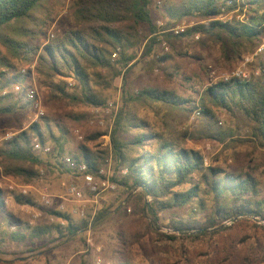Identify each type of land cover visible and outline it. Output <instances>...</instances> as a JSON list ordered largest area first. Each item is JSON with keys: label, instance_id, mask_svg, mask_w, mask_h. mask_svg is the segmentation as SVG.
I'll return each mask as SVG.
<instances>
[{"label": "trees", "instance_id": "trees-1", "mask_svg": "<svg viewBox=\"0 0 264 264\" xmlns=\"http://www.w3.org/2000/svg\"><path fill=\"white\" fill-rule=\"evenodd\" d=\"M45 1L0 0V34L7 29L12 31V34L0 36V43L10 56L25 66L36 63L35 74L46 112L39 122L0 143V168L4 175L25 183L38 179L41 167L50 172L52 169L62 171L81 182L80 175L63 164L67 157L86 164L90 173L101 170L103 153L89 145L100 135L80 139L53 113L62 103L105 106L106 99L97 88L109 90L117 79H122L126 86L140 53L142 59H149L152 66L159 67L160 63L171 59L169 54L175 44L193 42L199 36V41L202 38L204 43L211 40L218 45L224 56L237 61L238 66L244 55L253 53L264 40V0H159L160 4L158 0H73L74 27L62 36L53 34V38L41 46L30 45L26 42L30 35L21 24L34 21L35 10L42 8ZM160 6L165 10L162 27L154 17ZM223 9L227 13L237 11L245 15L246 21H220ZM185 22L189 25H183ZM192 23L194 25H190ZM13 25H16L14 30L11 29ZM177 26L187 28L179 35L169 32ZM162 42L168 44L169 51H162L157 59V48ZM116 51L118 57L113 59ZM6 58H0V68L7 69L6 72L0 70V115L17 118L19 113L31 108V104L23 92H14V86L27 87L29 80L24 79L21 69ZM204 71L207 74L206 68ZM71 81L76 83L79 92L69 89ZM191 92L198 99L154 87H142L137 94L127 95L124 88L123 105L112 134L113 159L120 173L112 181L127 197L116 212H129L130 205L135 202L138 214L150 218L155 225L161 222L163 214L170 212L174 216L168 228L190 236L199 231L193 235L197 238L207 236L214 228H222L216 233L231 230L237 226L234 221L240 215L264 220V198H260V183L253 173L229 171L213 165L206 167L203 156L187 146V139L191 138L228 145L229 149L244 142L241 138L246 136L248 141L245 142L264 150V70L250 81L219 82L207 87L201 95L194 87ZM136 102L158 104L169 113H185V116L200 110L201 123L192 134L187 131H171L168 136L151 133L146 122L137 123L134 119L132 122L126 117V107ZM217 111L234 117L240 113L242 120L222 127L224 122L217 121ZM75 121L80 120L76 118ZM132 128L138 129L133 140H123L122 135ZM35 139L49 146L51 152L35 153ZM76 139L81 144L73 149ZM123 170H127L125 175ZM207 201L211 202L208 210L204 209ZM16 202L32 204L23 196L17 197ZM71 211L69 208L65 212L51 209L50 215L58 220L53 224L27 226L22 229L24 231L15 226L12 233H2L0 245L6 243L7 238L13 243L29 240L30 253L53 252L69 247L75 239H82L90 226L97 229L113 213L102 210L92 222L87 217L77 222ZM179 213L184 217H178ZM8 217L0 190V218L6 220ZM227 221L233 224L225 226ZM254 224L264 232V226ZM159 236L177 240V235ZM45 239L44 246L35 248L37 241ZM120 264L132 263L127 260ZM243 264L253 263L244 260Z\"/></svg>", "mask_w": 264, "mask_h": 264}, {"label": "rangeland", "instance_id": "rangeland-1", "mask_svg": "<svg viewBox=\"0 0 264 264\" xmlns=\"http://www.w3.org/2000/svg\"><path fill=\"white\" fill-rule=\"evenodd\" d=\"M72 1H45L42 8L35 10L34 21L21 24L30 35L26 37V42L30 45L41 46L49 41L53 34L62 36L69 28H73ZM157 3L160 4L159 0ZM164 13L163 6H160L154 13L158 26L164 21L162 18ZM227 21H229L228 18L223 20V22ZM183 25H189V23L185 22ZM11 29H16V25H13ZM8 33L12 34V31L7 29L0 36ZM162 51L160 47L157 48V59L163 53ZM182 54L184 56H181ZM169 55L171 59L160 63L157 67L152 66L149 59H142L140 53L138 63L127 77L126 86L122 79H117L109 90L97 88L107 104L115 103L111 114L99 115L94 111L96 107L82 104L67 106L64 103L53 113L71 131L75 133L79 131L80 139L100 135L99 139L92 141L89 145L103 153L104 160L101 169L105 171L106 177L111 182H113L112 178L120 173L119 165H116L113 159L112 134L123 105L124 88L127 95L137 94L138 89L142 87H154L174 90L182 97L191 96L198 99L191 92L192 87L200 91L199 95H201L207 87L219 83L211 77V71L214 70L217 75H220L230 72L237 66V61L227 59L218 45L211 40L204 43L202 38L200 41L194 39L193 42L175 44ZM1 57H7L6 59L16 64L21 71L30 67L10 56L0 43ZM205 68L207 74L204 71ZM0 70L6 72L7 69L0 68ZM34 80L41 92L36 74ZM73 90V92H79L76 85ZM184 114L169 113L165 108L152 103L138 104L136 102L126 107V117L132 122L134 120L137 123L144 121L150 125L151 133L157 132L166 136L170 135L171 131H187L192 134L198 129L201 118L192 122V116ZM217 116V121L224 122L222 127H226V123L231 124L232 121L237 123L242 120L240 113L234 117L217 111ZM76 118L80 121H75ZM34 119L31 108L19 113L17 118L0 115V138L8 133L16 135L41 120L35 121ZM137 133L138 129L132 128L128 134H123L122 138L132 141ZM72 137L75 139L73 133ZM241 139L244 142L229 149L228 145L222 146L207 140L194 141L191 138L187 139V146L203 156L206 167L213 165L229 171L253 173L260 183V198H264V150L258 145L245 142L248 141L246 136H242ZM74 143L71 147L73 149L76 148L75 145L81 144L77 139ZM74 182H77V179L72 175L54 169L50 172L41 167L40 177L32 183H25L5 176L0 168V190L3 191L9 216L6 220L0 218V236L4 232L12 233L15 226L17 230H22L27 226L35 227L58 222L50 215L51 209L41 205L37 192L42 187H48L54 196H64L67 194L68 187ZM11 184L29 186V195L25 197L29 198L32 204H18L16 198L21 195L9 189ZM126 197V192L118 187L116 191L105 192L97 196L87 194L85 203L80 206L86 211L89 222H92L97 213L102 210L113 211L101 226L97 229H92L90 226L84 237L75 239L69 247H60L53 252L46 251L40 254L29 252L30 245L27 243L30 242L29 240L26 243H13L7 238V242L0 245V264H97L98 259L101 260L100 264H120L127 260H130L132 264H243L244 260L253 264H264V232L252 222V216L235 219L237 226L229 231L223 230L221 233H216V230L221 231L222 228H214L208 231L207 236L197 238L193 235L198 234L199 231H195V234L190 236L191 234L180 235L176 230L168 228L174 216L170 212L162 215V220L158 225H155L150 218L138 214L135 202L130 205L129 212L122 210L117 213L116 208L119 205L120 208L123 207ZM75 206L71 202L66 205L69 209ZM210 206L211 202L207 201L204 209L208 210ZM177 216L184 217V214L179 213ZM72 217L77 222L83 220L76 216ZM61 223L64 224V222ZM231 225L225 224V226ZM161 234L177 235V240L160 237ZM46 243V239L37 241L35 248L44 246Z\"/></svg>", "mask_w": 264, "mask_h": 264}, {"label": "built area", "instance_id": "built-area-1", "mask_svg": "<svg viewBox=\"0 0 264 264\" xmlns=\"http://www.w3.org/2000/svg\"><path fill=\"white\" fill-rule=\"evenodd\" d=\"M228 18L229 21L233 19H238L240 21H246L245 15H238L237 11L230 12L225 14V9H223V14L218 18L220 21ZM163 24L159 23V27H162ZM186 26H177L169 30V32L179 35L180 33L186 30ZM53 38V35L50 36V39ZM199 39V36L196 37ZM163 52L169 51V46L166 42H162L160 45ZM118 57V52L114 53L113 59ZM159 58V57H158ZM35 67L36 63L32 64L29 68L23 69L21 74L24 78L29 80V84L26 87L22 84H17L14 86V92L20 93L23 92L26 100L30 102L31 109L33 111L34 120H39L43 118L46 114L41 93L39 88L35 84L34 76H35ZM264 70V40L262 44L252 53L246 55L241 63L231 70L230 72L223 73L217 75L216 71H211V77L214 78L215 81L228 83L233 80L238 81H250L253 76H259L260 73ZM32 79V82H31ZM76 83L71 81L69 83V89H73ZM6 94V93H4ZM115 108V103H108L103 107H96L94 109L95 113L99 115H109L112 110ZM200 110H196L191 117L192 122L196 121L200 117ZM33 120V121H34ZM221 124V123H220ZM76 134L79 135V131H76ZM15 136L14 133H8L0 138V143L3 141H9ZM81 138V136H80ZM34 152L37 154H49L51 152V148L49 146H43L37 139L33 141ZM63 164L69 168L70 170L76 172L81 177V182L72 183L67 190V194L64 196H54L48 187H42L37 193L39 195L40 203L43 207L47 209L57 208L60 212H65L67 210V203H74L76 206L72 208V215L79 217L81 219L86 218V211L80 204H84L86 201L87 194L91 195H100L105 192L116 191L117 185L110 181L109 178L106 177V173L103 169L98 171L96 174L90 173L89 168L84 163H77L70 158H65ZM127 170H123L122 174L125 175ZM44 173L42 172V175ZM9 189L13 193H17L21 196L29 195V186H18L15 184H11ZM253 222L258 225L264 226V220H261L259 217L252 216ZM225 224L231 225L232 221H227ZM101 260H97V264H100Z\"/></svg>", "mask_w": 264, "mask_h": 264}, {"label": "water", "instance_id": "water-1", "mask_svg": "<svg viewBox=\"0 0 264 264\" xmlns=\"http://www.w3.org/2000/svg\"><path fill=\"white\" fill-rule=\"evenodd\" d=\"M143 187H144V186H142L141 188H143ZM147 191H148V190H147ZM242 216H244V215H240L239 217H242ZM239 217H238V218H239Z\"/></svg>", "mask_w": 264, "mask_h": 264}]
</instances>
